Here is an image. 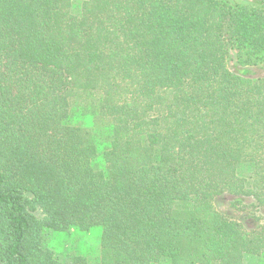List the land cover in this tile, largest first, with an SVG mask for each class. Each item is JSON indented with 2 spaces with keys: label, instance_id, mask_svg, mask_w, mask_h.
I'll return each instance as SVG.
<instances>
[{
  "label": "trees",
  "instance_id": "1",
  "mask_svg": "<svg viewBox=\"0 0 264 264\" xmlns=\"http://www.w3.org/2000/svg\"><path fill=\"white\" fill-rule=\"evenodd\" d=\"M232 50L264 62L263 10L0 0V264H66L46 229H99V264L264 256V227L212 204L264 208V77L230 72Z\"/></svg>",
  "mask_w": 264,
  "mask_h": 264
},
{
  "label": "rangeland",
  "instance_id": "2",
  "mask_svg": "<svg viewBox=\"0 0 264 264\" xmlns=\"http://www.w3.org/2000/svg\"><path fill=\"white\" fill-rule=\"evenodd\" d=\"M230 6H244L264 11V0H218ZM227 67L233 74L248 77H264V62L256 65L240 63L236 51L228 53ZM214 208L228 219L241 224L247 231L258 230L264 227V208L251 197H236L223 194L212 202ZM100 231L97 228L81 232L70 229L67 232H56L46 229L43 232V246L52 250L55 256L63 263L71 264L76 257H83L85 264H99ZM244 264H264V256H246Z\"/></svg>",
  "mask_w": 264,
  "mask_h": 264
}]
</instances>
